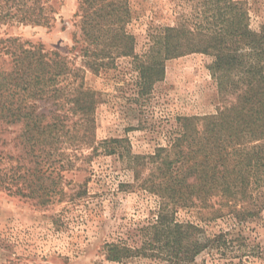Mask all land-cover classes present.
Instances as JSON below:
<instances>
[{"label": "trees", "instance_id": "trees-1", "mask_svg": "<svg viewBox=\"0 0 264 264\" xmlns=\"http://www.w3.org/2000/svg\"><path fill=\"white\" fill-rule=\"evenodd\" d=\"M57 10L55 0H0V21L50 27ZM74 19L81 67L58 50L0 38V122L20 127V152L0 171V189L42 208L77 205L88 189L67 191L62 173L114 157L133 175L120 191L154 195L158 212L138 227L140 248L123 239L106 243L107 262L194 264L205 253L223 264L263 260L246 232L264 212V24L253 30L241 2L199 0L192 17L160 28L138 55L128 29L129 0H79ZM198 53L213 59L209 70L221 104L215 114L177 116L167 145L149 154H133L126 139L97 140L100 101L85 84L88 71L99 74L117 56L133 58L142 90L161 75L165 61ZM192 209L197 222L178 219L181 210Z\"/></svg>", "mask_w": 264, "mask_h": 264}, {"label": "rangeland", "instance_id": "rangeland-1", "mask_svg": "<svg viewBox=\"0 0 264 264\" xmlns=\"http://www.w3.org/2000/svg\"><path fill=\"white\" fill-rule=\"evenodd\" d=\"M249 11L250 25L258 31L264 24V0H234ZM132 21L129 31L136 37L135 53L149 50L152 34L160 28L176 26L196 13L199 0H129ZM79 0H55L57 20L50 27H36L0 21V38H18L58 50L77 67L82 66L81 46H76L80 29L74 19ZM79 47V48H78ZM207 54H191L164 62L160 76L139 89L134 60L116 57L99 74L86 73L85 84L99 95L96 136L99 142L126 139L136 155L153 153L167 145V134L177 116L215 114L221 105L218 88ZM20 127L0 122V171L10 169L11 155L19 154L15 138ZM66 190L83 186L88 196L77 205L66 201L48 207L36 201L12 196L0 189V264H119L105 260L106 243L120 239L140 248L137 229L155 220L158 202L141 190L120 191L121 184L133 183V175L110 156L96 158L83 171L63 172ZM178 219L197 222V210H181ZM246 232L259 246L264 264V212ZM218 229H216L217 231ZM213 232V229H209ZM261 257V258H262ZM219 256L201 254L194 264H223ZM238 262V261H237ZM122 264H153L151 259H134Z\"/></svg>", "mask_w": 264, "mask_h": 264}]
</instances>
